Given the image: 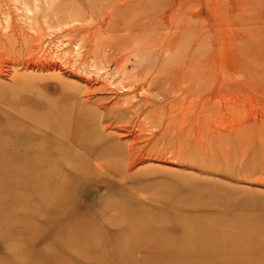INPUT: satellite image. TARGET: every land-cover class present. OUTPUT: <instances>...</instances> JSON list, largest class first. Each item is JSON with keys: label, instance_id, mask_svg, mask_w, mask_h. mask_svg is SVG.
Segmentation results:
<instances>
[{"label": "rangeland", "instance_id": "obj_1", "mask_svg": "<svg viewBox=\"0 0 264 264\" xmlns=\"http://www.w3.org/2000/svg\"><path fill=\"white\" fill-rule=\"evenodd\" d=\"M0 264H264V0H0Z\"/></svg>", "mask_w": 264, "mask_h": 264}, {"label": "bare ground", "instance_id": "obj_2", "mask_svg": "<svg viewBox=\"0 0 264 264\" xmlns=\"http://www.w3.org/2000/svg\"><path fill=\"white\" fill-rule=\"evenodd\" d=\"M119 53H120V52H119ZM120 54H121V53H120ZM28 61H29V60H28ZM39 61H40V60H38V62H39ZM26 62H27V60H26ZM41 62H42V61H41ZM43 62H44V61H43ZM43 62H42V63H43ZM32 64H34V63H32ZM32 64H30V63H29V64H24L22 68H24V69H26V70H27V69H31V70L34 69V70H35V67H36L37 69H39V71L46 70V71H50V72H51V70L54 71L55 69H58L57 66L55 67V66H53V65H51V66L48 65V66L45 67V69H44V68L40 67L41 65L38 66V67H37V66L34 67ZM45 64H46V63H45ZM43 65H44V64H43ZM7 66H8V65H7ZM11 67H12V66H11ZM5 69H6V68H5ZM21 70H22V69H21ZM14 72H15V70H14ZM2 74H3V73H2ZM47 74H48V72H47ZM55 75H56V74H55ZM58 75H59V74H58ZM117 101H118V100H117ZM78 102H79V101H78ZM118 103H119V102H118ZM126 103H127V102H126ZM126 103H125V104H126ZM126 105H127V104H126ZM115 107H116V105H115ZM127 109H128V108H127ZM127 135H128V134H127ZM127 135H126V136H127ZM131 140H132V139H131ZM129 150H130V149H129ZM129 150H128V151H129ZM127 153H129V152H126V154H127ZM146 159H147V158H146ZM126 160H127V162H126V164H125V167H126V169H127L128 171H130V169H132V167L130 168V162H129V160H128L127 158H126ZM145 162H147V161H145V159H139L136 163H137V165H140V164L145 163ZM148 162H149V160H148ZM96 166H97V165H96ZM138 221H139V220L136 218L135 220H133L132 225H127V226H126V229H127V230H132V229H134V227H135L136 223H138ZM60 249H64V246L61 245V246H60Z\"/></svg>", "mask_w": 264, "mask_h": 264}]
</instances>
